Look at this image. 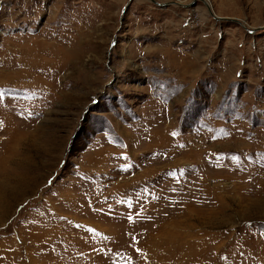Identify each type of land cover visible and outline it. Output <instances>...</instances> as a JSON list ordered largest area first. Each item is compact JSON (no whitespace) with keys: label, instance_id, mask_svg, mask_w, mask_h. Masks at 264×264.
Wrapping results in <instances>:
<instances>
[{"label":"rangeland","instance_id":"rangeland-1","mask_svg":"<svg viewBox=\"0 0 264 264\" xmlns=\"http://www.w3.org/2000/svg\"><path fill=\"white\" fill-rule=\"evenodd\" d=\"M0 264H264V0H0Z\"/></svg>","mask_w":264,"mask_h":264},{"label":"water","instance_id":"water-1","mask_svg":"<svg viewBox=\"0 0 264 264\" xmlns=\"http://www.w3.org/2000/svg\"><path fill=\"white\" fill-rule=\"evenodd\" d=\"M205 4V0H201ZM208 7V6H207ZM212 13V12H211Z\"/></svg>","mask_w":264,"mask_h":264}]
</instances>
